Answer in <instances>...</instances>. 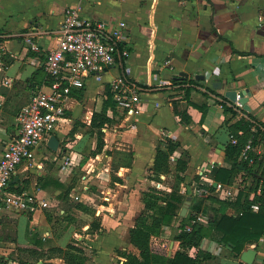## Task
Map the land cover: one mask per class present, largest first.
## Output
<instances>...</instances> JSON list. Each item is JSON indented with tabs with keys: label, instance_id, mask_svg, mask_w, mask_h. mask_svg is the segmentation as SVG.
I'll list each match as a JSON object with an SVG mask.
<instances>
[{
	"label": "crops",
	"instance_id": "crops-1",
	"mask_svg": "<svg viewBox=\"0 0 264 264\" xmlns=\"http://www.w3.org/2000/svg\"><path fill=\"white\" fill-rule=\"evenodd\" d=\"M73 6H80L87 18L104 20L108 27L125 20L129 55L90 74L82 95L80 89H73L67 118L54 133L60 145L78 119L89 128L93 113L103 109L107 85L121 73L141 87L142 111L134 119H126L122 113L115 115L112 107L107 110L114 120L103 128L106 145L101 153L83 152L89 139L95 149V134L77 129L73 138L68 137L70 157L77 164L83 163L84 169L89 167L85 176L91 180L73 185L69 202L62 198L64 188L58 183L68 186L71 172L55 166L49 169L46 160L55 158L59 151L51 149L48 142L37 151V160L44 164L42 170L26 165L18 168L11 183L36 201L35 208L2 214L0 264H18L19 246L48 249L67 248L69 244L85 251L89 259L84 264H131V251L139 250L131 241V230L145 208L143 192L154 183L149 175L157 146L168 137L180 142L170 156L172 163L188 153L186 179L179 191L184 194L188 189L191 193L207 165L212 169L217 165L230 167L224 157L229 125L217 99L237 105L225 95L226 91L248 90L251 109L237 107L233 121L242 117L249 120L250 113L255 118L251 122L264 124V0H0V159L6 141L17 130L18 111L34 92L47 90L44 63L58 43L66 9ZM28 39L39 49L35 50ZM177 77L184 79L175 83ZM216 82H221L222 87L216 88ZM191 103L203 105L206 113ZM182 111L191 116L190 123L182 121ZM258 127L253 124L252 132ZM254 147L261 158L264 141ZM115 150L133 152L131 164L120 163L116 171L121 181H113V155L109 151ZM258 168L264 175V162ZM39 177L46 178L35 181ZM251 180L240 172L234 182L227 183L234 184L236 193L228 201L235 202L242 190H249ZM157 182L164 186L166 181L157 180L155 185ZM173 184L167 189L164 186L166 190L162 192L171 193ZM76 195L80 196L77 202L85 206L87 202L95 203L98 215L72 205ZM254 195L255 191L249 198ZM233 209L227 208V212L234 213ZM201 213L210 219L214 210L210 207L207 213ZM9 221L13 222L14 236L8 234ZM177 227L178 223L174 235ZM170 231L169 226H164L159 238L165 239ZM214 234L203 238L201 248L218 256L226 252L220 264H247L218 242ZM35 240H41L43 245L35 244ZM168 246L172 254L179 242L171 238ZM250 247L257 249L254 264H264V236L255 244H247L244 250ZM45 264L73 263L55 256L46 258Z\"/></svg>",
	"mask_w": 264,
	"mask_h": 264
},
{
	"label": "trees",
	"instance_id": "trees-1",
	"mask_svg": "<svg viewBox=\"0 0 264 264\" xmlns=\"http://www.w3.org/2000/svg\"><path fill=\"white\" fill-rule=\"evenodd\" d=\"M46 79L49 84L50 78L46 76ZM183 79L182 77H177L173 81L176 83ZM83 90L84 88L80 89V95H82ZM189 91L190 89L188 88L187 97L189 96ZM105 93L107 98L103 103V109L93 113L88 128V132L97 136L96 147L91 154L104 151L106 141L103 128L114 120L113 117L107 114V110L110 107L115 110L117 106L110 84L107 85ZM217 102L221 104L226 114L225 121L229 125L230 135L237 137L238 142L233 144L231 139H229L224 150V157L230 167L217 165L212 170V176L219 181L232 183L240 172H245L252 178L249 190H242L235 202L220 201L212 196L206 199L209 202L207 204L200 200L201 198L181 194L179 189L181 182L186 179L185 173L188 169L189 161L188 153H183L175 163H172L170 156L180 146V142L173 138H166L157 146L155 161L150 168L149 177L155 180L159 178V174H167L171 169H174L176 181H174L171 193L158 191L155 187H150L143 192L142 199L145 208L137 217L136 224L131 230V241L139 248L140 253L138 255L137 253L129 255L131 264H211V261L218 260V256L201 248V242L208 234L215 233L214 235L217 236L215 237L216 240L227 246L235 257H241L247 244H255L264 236V175L258 168L264 162V155L259 158L257 154L252 153L253 162L241 158L242 151L249 139H253L254 145L261 140L264 141V124L251 122V119L255 118L250 113H248L249 120L242 117L233 121L238 114L237 107H240L236 104L229 105L219 99H217ZM191 104L195 108H201L206 113V107L203 105ZM180 114L182 121L187 124L190 123L191 116L187 112L182 111ZM253 124L259 126L258 131L252 132ZM76 130L75 126L70 130L71 136L75 134ZM109 153L113 155V163L115 162V153H119L124 157L122 161L115 162V165L113 164L112 168L115 171H117L120 163L129 165L133 160V152L115 150L109 151ZM196 176L195 178H199L198 175ZM113 181H121V179L116 174H113ZM58 184L64 188L61 195L62 198L69 202L74 184H69L68 186H64L62 183ZM11 185L12 190L23 191V188L15 187L12 183ZM259 187H261L260 193H258ZM254 191L255 195L250 199V193ZM188 196L193 197L190 211L185 217H182L180 212ZM253 203L260 204L259 211L251 209ZM73 204L77 208L87 209V206L80 202ZM210 207L214 210V214L210 217L208 224L192 222L194 212L207 213ZM230 207L237 210V213L227 212V208ZM177 218L178 230L173 239L179 242V247L175 252L169 254V249H165L167 245L166 239H161L159 236L163 233V227L172 225ZM191 223L192 229L189 230L187 225ZM154 237L158 239L155 240ZM34 243L43 245L41 240H35ZM155 243L162 251H156L153 248ZM55 256L63 257L67 262L73 264H84L89 259L81 247L69 244L67 248L53 246L48 249L19 246L16 260L18 264H45L46 258ZM40 260H43V262L39 263ZM212 264L220 263L216 261V263Z\"/></svg>",
	"mask_w": 264,
	"mask_h": 264
},
{
	"label": "built area",
	"instance_id": "built-area-1",
	"mask_svg": "<svg viewBox=\"0 0 264 264\" xmlns=\"http://www.w3.org/2000/svg\"><path fill=\"white\" fill-rule=\"evenodd\" d=\"M127 22L120 20L114 27H108L104 20H94L83 16L80 6L66 9L56 47L49 52L44 63L50 82L47 90L41 89L32 94L30 101L16 115L17 130L5 144L0 159V218L5 211H26L35 208V200L25 191L11 188V180L21 165L42 170L44 164L38 161L37 151L48 142L58 126L67 118L68 103L73 89L85 87L90 74L124 60L129 55L127 49ZM35 50L39 46L28 39ZM118 60V61H117ZM113 98L126 119H134L141 114V87L122 73L110 82ZM240 95L238 93V99ZM239 107L243 105L236 101ZM236 144L237 137L230 135ZM254 141L249 139L241 158L253 162ZM75 164V158L67 157L63 169ZM212 167L207 165L200 171V181L191 187L192 196L208 198L219 196L223 199L235 197L234 184L219 181L212 176ZM38 174L39 173L38 171ZM162 178H165L162 175ZM157 188H164L156 183ZM88 189V187H86ZM261 192V187L258 193ZM80 199L79 195L75 196ZM43 206L48 203L43 202ZM259 211L260 204L251 205ZM209 218L201 212H194L193 223H207ZM191 224L187 225L189 230Z\"/></svg>",
	"mask_w": 264,
	"mask_h": 264
},
{
	"label": "rangeland",
	"instance_id": "rangeland-1",
	"mask_svg": "<svg viewBox=\"0 0 264 264\" xmlns=\"http://www.w3.org/2000/svg\"><path fill=\"white\" fill-rule=\"evenodd\" d=\"M99 94H101V93H99ZM114 111H115L114 113H116V115L121 116V110L118 108V106H116V108H115ZM74 126H75V129H79V131L86 132V133H90V132H88V130H89L88 127H86L85 124H84V122H82V120H80V119H78L77 121L74 122ZM68 137L73 138V136H71L70 133H67L66 134V137L63 138L62 144L60 145L59 149L57 150V152L59 151V154H56L55 155V158H53L54 157L53 156L51 159L46 160V162L48 163L47 166L49 167V169L53 168L54 166L57 167V168L59 167V168L63 169L64 164H65V162L67 160V157L70 156L69 151H72V149L70 148V145H69V143H70L71 140L68 139ZM84 146H85L84 147L85 150L83 149V152L86 155L91 154V152L93 151V149L91 148V139H89L88 140V144H85ZM123 159H124L123 155H121L119 153H115V160L114 161L116 163L119 162V161H122ZM86 160H87V156L85 158H82V162L83 161H86ZM75 161H76L75 164L73 163L72 165H68L67 168H65V170H68L69 172H71V174H70V176H69V178H68L67 181H70V184H74V185L75 184H78L79 181H91L89 176L88 177L85 176V174H88L89 171H90L89 167L87 166L86 169H84L83 168V163L77 164L78 162H77L76 159H75ZM115 162L113 163L114 165H115ZM173 170L174 169H171L170 172H168L167 174H165V178H162L161 177V174H159L158 175L159 178H156L155 180H153L154 183L151 184L150 186H148V189L150 187H155L156 188L155 181H157V180L158 181H166L164 186L167 189V187L170 186V184H173L174 181H176V179L174 177V173L175 172ZM113 174H116V171L115 170H113ZM34 176H36V174ZM45 178L46 177H39L38 179H35V181H43ZM29 180H33V179H29ZM92 181H95V179H92ZM92 188L93 187L91 186V189ZM156 189L158 191H165L166 190L163 187L162 188H156ZM184 195H192V194L189 193V190L187 189V191H186V193H184ZM195 197L196 198H199V199L201 198V197H198V196H195ZM216 199H218L220 201L227 200L226 202H233V201H228V199H230V198L223 199L222 197H219V196H217ZM200 200H202L206 204L209 203L208 201H206V198L205 199L204 198H201ZM77 201L78 200L76 198H74L72 200V203H77ZM184 205H185V203H184ZM184 205H183V207H184ZM87 210L91 211L95 216H97L98 215V212H99V207H97L95 203H92V202H89L88 203L87 202ZM189 210H190V207H189ZM189 210H188V212H189ZM232 211L235 213L237 210H234L233 209ZM188 212H187V214H188ZM63 222L61 223V225H63ZM177 223H178V218L173 222L172 225L169 226L171 228V231L168 232V236H166V238H165L166 239L165 242H167V245L165 246V249H168L169 248V246H168L169 245V239L173 238V235H174L175 230H176ZM95 224H97V223H95ZM7 226H8V228H7L8 229V234H10V236H14L13 222L9 221V223H8ZM80 230H82V229H80ZM80 230H79V232H80ZM153 248L156 251H158V250L159 251H162L161 249L158 248V246L156 245V243L153 244ZM133 253H134V250L131 251V254H133ZM135 253H137V255H138L140 253V251L139 250L138 251L135 250ZM225 254H226V252L223 253L221 256H218L217 255L218 256V260H216V261H218V263H220V257H222ZM216 261H211L210 263L211 264L212 263H216ZM255 262H256V260H255ZM257 263L258 264H262L263 262L262 261H257Z\"/></svg>",
	"mask_w": 264,
	"mask_h": 264
},
{
	"label": "water",
	"instance_id": "water-1",
	"mask_svg": "<svg viewBox=\"0 0 264 264\" xmlns=\"http://www.w3.org/2000/svg\"><path fill=\"white\" fill-rule=\"evenodd\" d=\"M214 86L216 88H221L222 83L216 82ZM238 93L240 95L239 99H238ZM250 94L251 93L248 90H242V91L238 92V90H236V89H228L225 93V95L228 98H230L232 101H234V102L238 101L240 104H242L244 109H246V110L251 109V107L248 104ZM48 145L51 149H53L54 151H57L59 149V146H60L59 138L55 134H53L48 141ZM192 198H193L192 196L187 197L185 205L180 212V215L182 217H185L187 215V212H188L189 207H190L191 202H192ZM256 256H257V249L254 247H250V248H248L242 252L241 260L247 264H253L255 262Z\"/></svg>",
	"mask_w": 264,
	"mask_h": 264
}]
</instances>
